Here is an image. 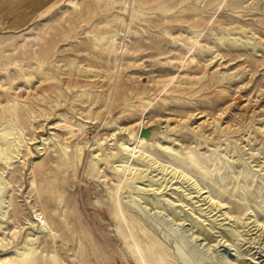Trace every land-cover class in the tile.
I'll list each match as a JSON object with an SVG mask.
<instances>
[{
  "label": "rangeland",
  "instance_id": "1",
  "mask_svg": "<svg viewBox=\"0 0 264 264\" xmlns=\"http://www.w3.org/2000/svg\"><path fill=\"white\" fill-rule=\"evenodd\" d=\"M149 261L264 264V0H0V264Z\"/></svg>",
  "mask_w": 264,
  "mask_h": 264
},
{
  "label": "water",
  "instance_id": "2",
  "mask_svg": "<svg viewBox=\"0 0 264 264\" xmlns=\"http://www.w3.org/2000/svg\"><path fill=\"white\" fill-rule=\"evenodd\" d=\"M143 137H146L148 138L150 136V132L146 129L144 131H142V134H141Z\"/></svg>",
  "mask_w": 264,
  "mask_h": 264
},
{
  "label": "bare ground",
  "instance_id": "3",
  "mask_svg": "<svg viewBox=\"0 0 264 264\" xmlns=\"http://www.w3.org/2000/svg\"><path fill=\"white\" fill-rule=\"evenodd\" d=\"M132 217H133V216H132ZM132 220H133V219H132ZM132 220H131V221H132ZM162 255H163V254H162ZM145 264H146V263H145ZM148 264H154V263L149 261V263H148ZM160 264H161V262H160Z\"/></svg>",
  "mask_w": 264,
  "mask_h": 264
},
{
  "label": "crops",
  "instance_id": "4",
  "mask_svg": "<svg viewBox=\"0 0 264 264\" xmlns=\"http://www.w3.org/2000/svg\"><path fill=\"white\" fill-rule=\"evenodd\" d=\"M32 4V3H31ZM35 7V6H34ZM34 7H32L33 9H31V10H34Z\"/></svg>",
  "mask_w": 264,
  "mask_h": 264
}]
</instances>
